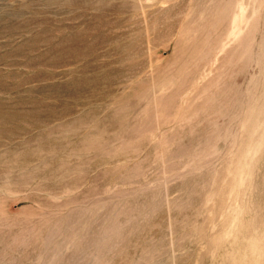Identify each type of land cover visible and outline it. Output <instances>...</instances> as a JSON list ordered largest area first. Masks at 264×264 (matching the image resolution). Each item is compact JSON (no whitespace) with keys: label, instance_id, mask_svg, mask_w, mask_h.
<instances>
[{"label":"rangeland","instance_id":"1","mask_svg":"<svg viewBox=\"0 0 264 264\" xmlns=\"http://www.w3.org/2000/svg\"><path fill=\"white\" fill-rule=\"evenodd\" d=\"M0 264H264V0H0Z\"/></svg>","mask_w":264,"mask_h":264}]
</instances>
